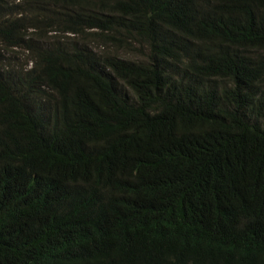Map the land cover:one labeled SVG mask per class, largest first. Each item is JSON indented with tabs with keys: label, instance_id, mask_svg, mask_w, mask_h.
Listing matches in <instances>:
<instances>
[{
	"label": "trees",
	"instance_id": "obj_1",
	"mask_svg": "<svg viewBox=\"0 0 264 264\" xmlns=\"http://www.w3.org/2000/svg\"><path fill=\"white\" fill-rule=\"evenodd\" d=\"M1 48L0 264H264V0H0Z\"/></svg>",
	"mask_w": 264,
	"mask_h": 264
},
{
	"label": "rangeland",
	"instance_id": "obj_2",
	"mask_svg": "<svg viewBox=\"0 0 264 264\" xmlns=\"http://www.w3.org/2000/svg\"><path fill=\"white\" fill-rule=\"evenodd\" d=\"M52 33L55 34L54 32H52ZM62 36H64V35H62ZM44 37L47 38L48 40L52 39V37L50 35H48L47 33H45ZM64 39L78 40L79 39V36L78 35L69 34L66 37H64ZM0 50H3V48H1ZM3 51H6V50L4 49ZM143 52H145V53L147 52L146 47L143 48ZM139 56L141 57L142 55L139 54ZM28 62H29V56L24 57L22 59V65L25 64V63H28Z\"/></svg>",
	"mask_w": 264,
	"mask_h": 264
}]
</instances>
